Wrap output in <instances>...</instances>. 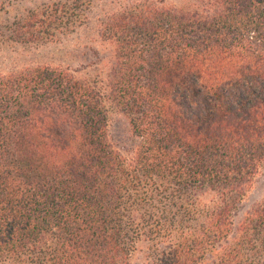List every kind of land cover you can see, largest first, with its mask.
<instances>
[{
	"label": "trees",
	"instance_id": "trees-1",
	"mask_svg": "<svg viewBox=\"0 0 264 264\" xmlns=\"http://www.w3.org/2000/svg\"><path fill=\"white\" fill-rule=\"evenodd\" d=\"M93 2L0 8V264H264V0Z\"/></svg>",
	"mask_w": 264,
	"mask_h": 264
},
{
	"label": "rangeland",
	"instance_id": "rangeland-1",
	"mask_svg": "<svg viewBox=\"0 0 264 264\" xmlns=\"http://www.w3.org/2000/svg\"><path fill=\"white\" fill-rule=\"evenodd\" d=\"M47 0H0V8L7 9L9 14H21L24 13L26 9H32L35 6L40 5ZM126 0H94L92 7V17H90L87 24L78 30L75 33L65 38L62 41L63 44L68 46L78 47L82 52H85L87 56L94 57V55L104 56L107 54L108 46L104 43H101L98 38V22L101 13L97 10L102 8L104 11L112 8L114 5L121 4ZM13 7L15 10H9ZM11 44V43H10ZM9 42H0V54L3 52V48H8L11 46ZM61 44V43H60ZM60 44H56L59 46ZM49 46V45H48ZM54 47L53 50L49 47H46L40 51V58L44 62H51V64H58L61 55H58V47ZM2 50V51H1ZM58 56V57H57ZM109 132L113 134L114 138H125V123L120 116H114L109 121ZM264 195V168L260 170L256 176L251 189L244 198L237 216H240L245 211L249 210L254 204L261 200ZM142 257L140 252H134L130 258V264H141Z\"/></svg>",
	"mask_w": 264,
	"mask_h": 264
}]
</instances>
